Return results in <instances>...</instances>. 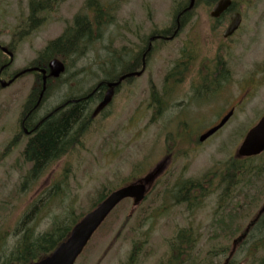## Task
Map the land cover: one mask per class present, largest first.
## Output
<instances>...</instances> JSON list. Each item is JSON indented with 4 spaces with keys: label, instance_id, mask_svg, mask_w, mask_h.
<instances>
[{
    "label": "rangeland",
    "instance_id": "obj_1",
    "mask_svg": "<svg viewBox=\"0 0 264 264\" xmlns=\"http://www.w3.org/2000/svg\"><path fill=\"white\" fill-rule=\"evenodd\" d=\"M89 1H93V8L97 2L106 8V24L100 29L99 39L88 48L82 47L74 55L65 54L66 57H63L67 71L60 84L77 91L78 95L90 93L97 86L101 79L99 73L106 76L115 72L122 55L115 51L118 46L114 44L116 37L139 43L150 30L168 31L172 27L175 7L186 0H63L45 16L41 26L26 36L16 37L12 44L13 62L6 74L17 73L33 64L45 46L71 26L75 16L89 11ZM233 1L243 20L239 33L231 40L221 42V35L217 36L210 28L208 15L211 6L196 4L192 18L182 26L177 38L152 58L149 77L159 92L165 76L179 61L178 55L184 52L185 45L190 44L197 54L195 65L187 72V79L196 76L199 68L206 71L203 66H210V61L218 54L222 57L228 55L231 76L227 92H218L213 99L199 102L197 109L188 115L193 117L188 126L196 136L213 126L217 121V112L221 110L222 113L224 109L226 112L230 101L237 102L242 91L247 87L253 90L251 95L244 93L245 101L212 138L186 158L166 165L164 171L170 169L171 179L181 176L184 170L187 171L185 178L202 179L205 174L220 167L225 160L233 157L247 130L264 114V0ZM27 3L28 0H0V41L3 43L10 44L14 34L25 30ZM35 79L34 74H28L11 87L0 88V237H6L5 246L0 245V255L8 256L14 250L17 227L32 202L43 201V206L39 205L37 215L28 225L34 228V236L51 232L54 225H58L64 234L73 220L90 210L100 192L104 190L108 193L132 180L147 178L150 171L160 164L159 160L164 159V148L175 143L172 140L174 134L181 133L180 128H183L163 120L149 121L144 101L146 84L139 82L135 93L122 89L114 99L111 98L107 111L94 118L85 132L81 136L79 134L80 140L73 145L70 153L56 164L49 165L32 181L28 178L29 166L22 161V144L13 135L24 104L33 85L37 84ZM176 89L177 93L183 90ZM180 100L176 98L175 102ZM47 102L51 105L52 99L48 97ZM97 111L100 112L98 106L93 110L94 115L98 114ZM174 115L176 112L169 109L164 117ZM261 159L264 160V154ZM162 187V184L153 186L136 210L137 215L145 213L144 219L136 218L135 214L129 216L135 210L131 203L123 202L92 236L75 264H124L133 245L144 243L141 252H147L149 257L141 260H146V264H155L161 260L173 230L190 226L199 230L200 261L209 260L207 254L213 248L208 230L215 200L209 195L203 199L199 209L187 214L181 208L170 209L163 199L160 200L164 191ZM167 197L169 194L163 196ZM263 202L264 197L253 208V214ZM127 218L130 220L122 229ZM136 223L143 226L134 231ZM222 260L218 259V264Z\"/></svg>",
    "mask_w": 264,
    "mask_h": 264
},
{
    "label": "flooded vegetation",
    "instance_id": "obj_2",
    "mask_svg": "<svg viewBox=\"0 0 264 264\" xmlns=\"http://www.w3.org/2000/svg\"><path fill=\"white\" fill-rule=\"evenodd\" d=\"M192 9H194V7L188 8V6H184L181 9L183 14L180 17L184 16L187 11H191ZM234 13H239L241 16L240 26L230 37L223 38V33L230 22V17ZM242 20L241 13L236 10V7L234 8L231 6L217 18L212 19L209 17L208 24L213 33L216 32L217 36L221 35V42H227L239 33L242 26ZM181 28L182 25L178 22L175 26L170 27L168 31L150 30V32L141 39L139 43L135 42V40L132 42L130 39L116 37L114 39V44H117L118 46L115 51L122 55L118 59V67L114 69L115 74L111 79H105L106 76L104 74L100 75L102 79L98 83L100 85L98 90L100 91L99 96L97 97L99 102L103 99L105 93L111 91L110 95H113L112 99H114L122 89L133 94L137 90V83L144 82L146 84V96L144 101H146L145 108L149 113V121L157 122L163 120L168 124L183 126V128H180V131H182L181 133L174 134L172 140L175 143H171V145L164 148V159L167 161L165 162L164 159L159 160V162L161 161L160 164L153 168L150 171L151 174L147 176L146 188L150 193L153 186L162 184V189H164L162 195L169 194V197L163 198L162 196L160 200L163 199L170 209L181 208L187 214H191L200 208L199 201L192 199L189 203L178 202L171 189H177L182 185L190 186V183L199 181V178H185L184 173L187 171L184 170L181 171V176L178 175L171 179L172 173L169 172L170 169L168 171H164V169L169 163L173 165L179 159L186 158L189 154L194 153L198 146L210 139L209 138L204 142L199 141V136H196L197 134L190 131L188 124L193 117L190 118L188 115L191 111L197 109L199 102L213 99L214 95L218 92H227L226 86L229 83L231 71L228 69V55L222 57L218 54L210 61V66H203L206 71L199 68L196 70V76L187 79V72H190V68L195 65L197 54H195L194 49H191L190 44L185 45L184 52L178 55L179 61L165 76L164 85L158 92L155 89L152 78L149 77L151 72L150 65L153 62L152 58L158 52L162 51L169 42H172L177 38L182 30ZM3 44L5 43L0 41L1 55H5ZM1 70L2 68H0V81L8 82L18 75V73L6 75V73H4L6 71ZM66 71L65 68L63 74L66 73ZM31 74H34L36 77L34 82L37 84L33 85L28 100L26 104H24L21 114L17 119L15 134L13 135L16 137L19 144H22L21 155L23 163L27 164L30 168L31 164L25 161L23 154L29 142L36 136L40 128L45 125L46 122L57 120L61 113L69 112L72 106L79 100L84 102V107H86L88 103V93H85L80 97L77 96V98V91L73 92L70 88L67 87L66 89V86L60 85V82L63 79V74L59 77H51L50 79H47L46 83H48V85L46 84L44 91H42L41 86L42 76L37 72H32ZM18 78L19 77L15 80ZM109 83L117 85L109 87ZM12 85L13 83L8 87H11ZM176 88H183V90H180V92L177 93L178 90ZM245 92L248 93V96L252 94L253 90L247 87L246 90L240 93L241 96L238 98L237 102L233 103L232 100L230 101L231 104H229V109L226 112H224V108L222 113L221 110H219L216 114L217 121L215 124H217L228 112L232 111L234 113L235 110L242 105L246 97L244 94ZM48 97L49 99H52L51 105L47 104ZM176 98L181 100L175 102ZM232 103L234 105H232ZM109 105L106 109L101 111L99 116L107 111ZM169 109L174 110L176 115L164 117L166 111ZM85 113L86 111L83 110V114ZM71 149L72 141L68 142V145L65 146L64 150L59 153L55 159L47 163L46 168L51 164H56V162L62 157L69 154ZM163 177L167 178L166 181L162 180ZM213 199L215 200V210L212 214L208 232L210 237H213V239H210L213 251H219L222 252V254H213L212 261L202 263V261H200V248L198 247L200 241L199 230L195 229L193 226L187 228H175L172 232L173 234L171 238H168L166 241L165 251L160 256L161 260L155 264H218V259H223L221 264H233V258L238 253H242L241 258L243 261L241 263L244 264V262L247 261L246 250L249 249L250 244L251 246L254 244V242H251L250 240L251 235L260 237L257 240V243L258 248L262 249L264 244V225H261V219L264 216V202L255 214L252 213L250 215L246 211L241 217L234 219L231 215L225 213L223 215L224 219L217 214V204L219 201L217 193L213 194ZM128 200L132 203L131 199ZM34 202H32V204ZM134 214L132 216H134ZM125 226H127V224ZM134 226H137L134 228V231H137L143 226V224L136 223ZM240 237V241L237 240ZM235 240H237V243L234 247L233 243ZM234 250L235 255L231 257ZM146 254L147 257H149L147 252ZM124 264H146V260H126Z\"/></svg>",
    "mask_w": 264,
    "mask_h": 264
},
{
    "label": "trees",
    "instance_id": "obj_3",
    "mask_svg": "<svg viewBox=\"0 0 264 264\" xmlns=\"http://www.w3.org/2000/svg\"><path fill=\"white\" fill-rule=\"evenodd\" d=\"M61 1L63 0H28V15L23 24L25 30H19V34L16 33L13 35L12 42L10 44H3V47L11 54H14L12 44L15 43L14 40L16 37L18 35L26 36L41 26L45 22V16L53 11L55 6ZM92 2H88L90 14L88 11L86 14L75 16L71 26L66 27L59 37L50 41L43 51L39 53L35 62L29 65L28 68L34 66L42 68L47 66L52 59L62 60L66 55H74L82 47L88 48V46L99 39L100 29L106 24L104 22L106 8L98 2L93 8L91 6ZM215 2L216 0H193V6L196 4L212 6ZM189 4L190 0H186L183 3L180 2L178 4L179 6L175 7L172 27L178 22L184 26L192 18L193 9L187 11V14L185 13L184 16L180 17L183 14L181 9L184 6H189ZM234 6H236L235 2L233 3ZM11 64L12 62L9 61V58L4 56V54H0L1 71H6ZM116 67H118L117 64ZM114 74L115 72L106 75L105 79H111ZM99 81L97 82V86L88 93L86 107H84V102L79 100L72 106L69 112L61 113L55 121L46 122L36 136L29 142L23 155L25 161L31 164L28 174L30 180H36L45 170L47 163L55 159L64 150L65 146L68 145V142L72 141L73 147L80 140L78 137L85 132L86 127L88 128L91 123L92 107L98 102L97 96H99L100 91L98 90L100 87L98 84ZM77 96L80 97L81 95L77 94ZM83 110L86 111L85 114H83ZM261 156L250 159L231 157L224 161L220 167H216L212 172L205 174L199 181L190 183V186L182 185L177 189H171V191L178 202L189 203L194 199L195 201H199L200 204L209 195L217 193L219 197L217 214L221 217L224 218L223 215L226 213L234 219H238L246 211L251 215L253 208L258 206L264 197V160L261 159ZM255 160L261 161L255 164L253 163ZM109 193H105L104 190L100 192L97 200L92 203L90 210ZM258 199L259 201H257ZM40 204L43 206L42 200L39 203L33 204L30 210L24 215L17 227V244L14 250L8 253V256L4 254L0 255V264H30L44 258L68 236L72 226L85 214L73 220L71 226L65 230L66 232L64 234L60 232L58 225H54L51 232L34 236L32 233L34 228H30L28 225L37 215V209ZM144 214H139L136 218L144 219ZM127 221L128 219L125 220L122 229L125 227ZM261 225H264V216L261 219ZM5 238L2 239L0 237V245L5 246ZM259 238L256 235L250 236V240L254 244L252 246L250 244L249 249L246 250L247 261H245V264H264V244L262 249L258 248L257 240ZM55 239L56 241H54ZM210 239H213V237H210ZM48 246L49 248L45 249ZM144 247L145 243L133 245L127 261L145 259L147 254L143 253V251L142 253L140 252L141 248ZM213 254L221 255L222 252L211 251L207 254V257L211 260ZM238 254L240 256L242 255V253Z\"/></svg>",
    "mask_w": 264,
    "mask_h": 264
},
{
    "label": "water",
    "instance_id": "obj_4",
    "mask_svg": "<svg viewBox=\"0 0 264 264\" xmlns=\"http://www.w3.org/2000/svg\"><path fill=\"white\" fill-rule=\"evenodd\" d=\"M193 0L190 2L192 7ZM232 2L231 0H218L212 8L210 16L217 18L224 11H226ZM241 18L238 13H234L230 17V23L223 33V37L231 36L239 27ZM5 51V50H4ZM6 52V51H5ZM11 59V54H8ZM49 69L52 71L54 77H58L63 71V65L58 61L49 63ZM38 70V69H33ZM31 71V70H29ZM43 75L42 91L45 89V75L44 70H39ZM12 81L5 83L0 82V86L5 88L10 85ZM116 84H109V87ZM110 92L105 95L104 100L98 107L101 109L109 101ZM232 111L229 112L218 125L210 128L199 137V141L203 142L220 128H222L228 119L231 117ZM264 151V116L255 124L244 136L240 146L237 149L236 156L239 158H250L260 155ZM147 179L139 180L135 183L126 185L110 193L103 201H101L93 210L85 214L71 229L69 236L61 242L53 252L47 257L34 262L32 264H74L79 255L84 250L85 246L108 217L114 208L124 199H133L134 206L138 205L146 195L145 184Z\"/></svg>",
    "mask_w": 264,
    "mask_h": 264
}]
</instances>
